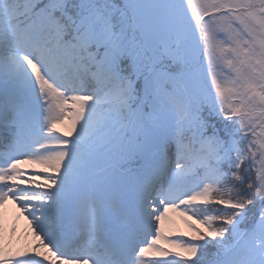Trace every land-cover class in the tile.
Wrapping results in <instances>:
<instances>
[{
  "label": "snow or ice",
  "instance_id": "snow-or-ice-1",
  "mask_svg": "<svg viewBox=\"0 0 264 264\" xmlns=\"http://www.w3.org/2000/svg\"><path fill=\"white\" fill-rule=\"evenodd\" d=\"M8 202L0 264H264V0H0Z\"/></svg>",
  "mask_w": 264,
  "mask_h": 264
},
{
  "label": "rangeland",
  "instance_id": "rangeland-1",
  "mask_svg": "<svg viewBox=\"0 0 264 264\" xmlns=\"http://www.w3.org/2000/svg\"><path fill=\"white\" fill-rule=\"evenodd\" d=\"M0 223L3 224V230L0 231V244H10L13 249H20L33 242L27 241L28 237L33 235L24 216L18 214L16 205L12 202H8L4 209H0ZM13 226L16 229L15 233L12 232Z\"/></svg>",
  "mask_w": 264,
  "mask_h": 264
},
{
  "label": "bare ground",
  "instance_id": "bare-ground-1",
  "mask_svg": "<svg viewBox=\"0 0 264 264\" xmlns=\"http://www.w3.org/2000/svg\"><path fill=\"white\" fill-rule=\"evenodd\" d=\"M28 238H29V239H28L27 241H29V242H30V241H34V237H33V236L30 235ZM26 243L29 244L28 242H26Z\"/></svg>",
  "mask_w": 264,
  "mask_h": 264
}]
</instances>
